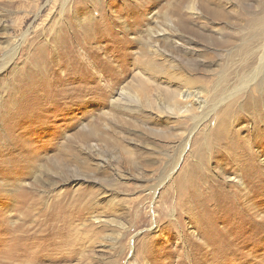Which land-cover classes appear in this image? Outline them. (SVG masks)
<instances>
[{
    "label": "rangeland",
    "instance_id": "1",
    "mask_svg": "<svg viewBox=\"0 0 264 264\" xmlns=\"http://www.w3.org/2000/svg\"><path fill=\"white\" fill-rule=\"evenodd\" d=\"M63 1L0 0V147L12 142L9 128L15 124L10 117L17 112V102L10 109L7 106L15 76L30 65L36 50L48 41L54 45L70 32L71 20L76 25L84 22L83 9H74L80 10L78 16L71 10L76 0H68L60 20ZM141 1L147 4L144 14L151 18L149 25L162 33L154 37L172 61L150 54L149 60L156 61L131 67L128 78L118 83L127 61L112 62L107 53H94L93 59L100 64L93 68V61L78 48L76 57L88 60L92 68L89 75L80 76L77 87L87 92L82 86L91 75L98 82L90 87L100 93L70 102L72 120L61 128H68L66 135L73 139L65 158L53 161L46 152H37L42 160L30 175L7 178L0 174V264H264V180H245L242 168L219 156L220 143L211 135L232 104L240 115L248 116L243 108L248 99L256 104L260 115H255L263 121L264 89L252 85L237 100L220 106L192 136L194 121L172 117L167 109L177 93L186 91L187 79L199 81L193 89L208 91L210 105L224 91L239 87L249 75L243 63L264 25V0H215L226 4L227 17L205 24L193 22L188 10L192 0H165V5L184 1L181 9L186 22L176 28L162 19L159 9L150 7L148 2L153 0H95L107 16L103 28L121 40L120 52L129 39L145 36L147 27L131 33L141 27L132 15ZM90 2L84 0L87 9ZM125 4L128 7L121 16ZM90 14L91 22L100 19ZM164 35L175 41L168 43ZM210 37L223 43H213ZM17 44V55L9 57ZM110 45L112 40L104 41L103 36L94 47ZM137 56L134 52L132 58ZM8 61L9 67L2 70ZM79 101L83 105H71ZM63 111L53 113L60 117ZM237 125L233 130L238 137L247 136L246 129L253 127L252 122ZM52 134L48 131L45 139ZM197 136L204 160L195 150ZM262 139L263 135L255 139L257 145H263ZM254 151V163L264 175V153L258 147ZM243 191L258 205L254 216L243 210ZM66 195L69 200L60 206ZM57 213L68 227L53 234L63 226L54 218ZM218 213L223 214L220 219L215 217ZM220 227L231 230L221 234ZM18 245H24V250L17 252Z\"/></svg>",
    "mask_w": 264,
    "mask_h": 264
},
{
    "label": "bare ground",
    "instance_id": "2",
    "mask_svg": "<svg viewBox=\"0 0 264 264\" xmlns=\"http://www.w3.org/2000/svg\"><path fill=\"white\" fill-rule=\"evenodd\" d=\"M164 1L165 0H153L148 2V4H150V7L159 9L158 12L162 14V19L168 23L170 27L176 28L177 24H179L180 27V25H182L181 23L186 22V15L182 13L181 9L182 3L184 1L177 4L168 3V5H165ZM63 2L64 4L59 16L60 20H62L61 17L65 13V7L68 3V0ZM74 4L75 6H73L71 9L74 15L78 16L80 11H75L74 9H77L76 7H78V9H83V11L86 12V17L83 18L84 22H79L80 24L76 25L71 20L69 25H67V30L69 27L70 32L67 31V33L64 34V37L57 41V43L53 42L54 45L48 41L46 47H40L38 50H36L37 54L35 57H33L30 65L25 66L24 69L20 70V72H18V74L15 76V88L11 91L12 97L14 99L12 98L11 102L7 106L8 109H10L12 108L14 102H17V112L10 117L11 124H15V126L9 128L12 134V137L10 136V140L12 142L11 145L0 147V174H3L7 178L10 176H20L22 178L30 175L33 168H35V166L38 165L42 160L37 152H46V158L53 161H56L59 157L63 159L67 156L69 148L72 147L71 141L73 139L66 135V131H70L68 128H61L68 126L69 122L72 120V118L69 117V109L71 107L70 102L74 99L81 100L86 96L97 95L100 93H98L95 88L90 87L96 82L97 79L93 78L94 76L91 78V75L90 80L82 86V88L88 89L87 92L77 87V84L80 82V76L88 74L92 67L97 68L98 63L100 64V62H97L93 59L94 53L105 52L109 55V59H111L112 62H128L127 68L121 69V76H119L120 78L118 83H123L128 78L132 71L131 67L139 66L140 68L143 65L156 61L149 59H157L162 55L163 61H172V55L163 50L159 44V41L154 37L162 33L160 31H155V29L149 25L151 23V18L148 16V14H144L147 4L143 1L136 3L135 7L132 9V15H134L133 19L141 22V27L132 30L131 33L140 32L145 27H147L146 31L144 32L145 36L136 37L137 39H129L127 44H125V50L123 52L119 51V49L123 47L122 43L120 42L121 40H116V38L107 31V28H103L106 23L107 16H104L102 9L95 5V0H91L89 9L85 7L84 0H76ZM122 6L124 7H122V12H120L121 16L124 14L128 5L125 4ZM225 6L226 4L222 1L215 2V0H192L188 10L192 13L191 16L193 17L192 19L194 23H200L202 21V23L205 24V21H221L225 19L227 17L224 12ZM90 13L98 14L100 19H98L96 22H91ZM157 19L158 17L154 19V22H157ZM116 21L114 24L119 26L121 22H118V20ZM252 22L259 23L258 20H254ZM259 31L260 34L255 40L256 45L255 47L253 46L254 49L251 48L252 46L250 47L251 54L246 57L245 62L243 63V66L246 69L245 71H248L249 75L247 77L244 76L241 79L239 87L236 88V90L233 92L224 91L216 104L213 103L210 105V100L207 98L208 91L204 87L193 89V86L199 81L187 79L186 83L189 85L187 86L186 91L177 93L174 97L172 105L167 107L170 116L178 117L179 119H191L194 121L193 123L195 125H193L194 127L191 131V136L194 134V132H196L197 129H199L198 127L200 124L207 120L208 117L220 106L225 107L228 102L238 98L243 91L251 88L252 85L256 84L259 88V91H263L264 25ZM195 32V30L191 31V33ZM129 35L130 34H126V37ZM103 36L104 41L112 40V45H110V47L105 46L102 48L100 46L94 47V44L100 43ZM164 40H166L168 43L170 41L173 42L175 41V37L169 38L168 36L164 35ZM209 40H211L213 43L222 42L214 39L213 37H210ZM19 46V44L15 45V47L10 51V55L8 54L9 57L14 58L17 55ZM78 48L82 50V56H86L87 58L89 57V59L93 61V63L90 61V63L93 65H91L92 67L89 65L88 60H79L80 57H76L77 55H75V52H78ZM134 52H136V54L139 56L132 58ZM150 54H152L154 57H147ZM141 57H144V62H142ZM10 63L11 61L4 63L2 70H6ZM70 77H74V80L70 81ZM257 80H259L258 83H256ZM90 100L91 98L87 99L86 101L89 102ZM135 100L139 101V98L135 97ZM233 103H235V101ZM74 104L83 105L81 101L71 105ZM234 106L235 104H232L226 110V112L223 113L219 120L217 118L218 122L211 133L212 137H215V140H218L220 143L221 150L218 154H220V157L223 155L226 156L227 162L229 164L233 166L238 165L240 168H242L243 178L245 180H264V175L261 173V167L254 163V160H256L254 149L258 147V149L264 153V142L262 141L263 145L261 146L257 145L258 143L255 141V139L261 135H263L262 140H264V120L261 121V119L255 115L256 112H258L256 110L258 108L256 104H254V102L250 99H248V101L245 103V107H243L244 110L248 111V116L240 115L234 110ZM14 107H16V105ZM59 108H62L64 111L60 117H56L53 112ZM26 110H34V112L25 114ZM250 122L253 123V127L252 129L246 127L247 136H236V133L233 130V125L248 124ZM48 131L53 132V134L50 135L48 139H45V135L48 133ZM62 140L64 142L63 144ZM195 142L196 143L194 146L196 153L199 155L200 160H204L205 158L201 159L202 151L204 149L202 144H200V136H197ZM8 143L9 141L7 144ZM242 197L243 210L245 209L248 215L254 216L258 212V205L252 201L249 193L246 191H243ZM66 200H69L67 195L64 198H61L59 205L61 206L62 204L67 203L63 202ZM72 204L74 203H70V205ZM220 214H216L215 217L220 219V217L223 216V214ZM54 218L55 220L62 221L63 226L54 231L53 234L61 233L68 227L66 220L63 219L60 213L55 214ZM230 230L231 228L228 227H220L218 229L219 233L221 234ZM211 240L212 244L216 246V240H214V238ZM24 248V245H18L16 250L19 252L24 250Z\"/></svg>",
    "mask_w": 264,
    "mask_h": 264
}]
</instances>
